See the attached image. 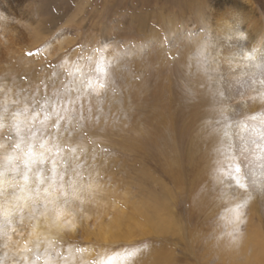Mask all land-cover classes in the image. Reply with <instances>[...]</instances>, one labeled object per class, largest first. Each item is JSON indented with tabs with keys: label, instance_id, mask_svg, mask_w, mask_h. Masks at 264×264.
Listing matches in <instances>:
<instances>
[{
	"label": "rangeland",
	"instance_id": "obj_1",
	"mask_svg": "<svg viewBox=\"0 0 264 264\" xmlns=\"http://www.w3.org/2000/svg\"><path fill=\"white\" fill-rule=\"evenodd\" d=\"M232 11L264 17V0H0V143L11 153L24 138L26 159L45 156L0 176L23 184L27 172L36 198L12 217L8 264H264V176L248 179L233 138L224 166L211 165L229 108L218 93L204 99V44ZM54 202L57 226L46 227ZM114 206L122 221L104 239ZM39 225L50 244L37 247Z\"/></svg>",
	"mask_w": 264,
	"mask_h": 264
},
{
	"label": "bare ground",
	"instance_id": "obj_2",
	"mask_svg": "<svg viewBox=\"0 0 264 264\" xmlns=\"http://www.w3.org/2000/svg\"><path fill=\"white\" fill-rule=\"evenodd\" d=\"M262 17L256 19L254 16L248 17L247 13L238 15L233 11L224 13L210 24L208 43L204 44L210 67L206 75H203L206 86L204 99L218 93L214 100L221 106L229 108L225 115L229 123L226 126L227 135L219 136L217 138L219 142L211 143L210 152L214 153L211 165L224 166L227 144L233 138L237 142L233 148L239 146L238 153L245 149L246 176L250 178L249 180L259 175L264 176V17ZM241 31L247 33V39L239 38L238 33ZM251 50L250 56L244 55L245 51ZM243 141H246V146L243 145ZM207 154H210L209 148ZM216 197L223 199L218 195ZM114 208L117 209V214L113 215L109 225H103L101 222L99 226L98 235L104 239L114 238L116 228L122 221L120 217L122 213L116 206ZM97 213L100 217L106 216L100 207L97 208ZM154 225L158 228L159 223L156 222ZM37 232H43L41 225L38 226ZM242 242L244 241H241L239 246L244 244ZM252 243L257 245L260 241L255 239ZM245 263L263 264V258L261 261L250 255L246 257Z\"/></svg>",
	"mask_w": 264,
	"mask_h": 264
},
{
	"label": "clouds",
	"instance_id": "obj_3",
	"mask_svg": "<svg viewBox=\"0 0 264 264\" xmlns=\"http://www.w3.org/2000/svg\"><path fill=\"white\" fill-rule=\"evenodd\" d=\"M238 36L240 39L244 40L247 39V33L246 32H239ZM107 47V45H106ZM252 54L251 51H245L244 55L250 56ZM101 87H104L102 85ZM25 146L26 149L25 150ZM8 145L5 143H0V150H2V153H0V169H3V171H0V176H4L7 171H16L18 168V165L14 164V161H21L25 167L29 164V159H26L25 157H32L33 156V145L32 143L25 141L24 138H21L19 142H17L14 145V150L10 153L8 151ZM44 144H40V148H43ZM19 150V152L15 151ZM50 151V149H49ZM23 184H20V182L16 181L15 179H5L0 180V237L4 239L3 245H0V247H3L7 249L4 253V258H0V264H8V260L11 259L12 256H15L17 253L13 250L14 246L18 243L16 241L12 240L11 232L15 231L14 228L11 227L12 225V217L18 213L22 212L24 209H29L30 211H35V205H36V198L31 196V190L27 186L28 181V175L25 172L23 174ZM19 184V191L20 194H16L13 192L11 195L7 193L8 188L15 189L17 185ZM37 196L39 195V189H36ZM27 194V197L26 195ZM25 200V203L21 204L20 201ZM62 207V204L54 202L51 207H45V210L41 212L42 216H45V225L46 227H56V220H55V214L59 208ZM50 221V222H49ZM32 237H35L36 239V245L39 247V244L41 242H47L50 244V241L44 239L42 240L41 237L44 236L43 232H37L35 230V226L32 232ZM151 248L150 243L145 242L138 246L137 249L134 251H144L148 252ZM27 250V246H25V249ZM13 264H18V262H13Z\"/></svg>",
	"mask_w": 264,
	"mask_h": 264
},
{
	"label": "snow or ice",
	"instance_id": "obj_4",
	"mask_svg": "<svg viewBox=\"0 0 264 264\" xmlns=\"http://www.w3.org/2000/svg\"><path fill=\"white\" fill-rule=\"evenodd\" d=\"M103 64H105V61H104L103 57L101 56V57H100L99 64H98V67H97V71H101V70H102V69L100 68L99 65H103ZM106 71H107V69L104 68V69H103V73H104L105 75H106ZM102 85H104V84L101 83V84H100V87H101ZM92 90L94 91L95 89H92ZM46 103H47V102H45V105H42V107L46 106ZM57 127H58V125H57ZM41 144H44V143H41ZM41 149H45V144H44V147L41 148ZM48 151H49V150H48ZM72 151L74 152L75 149H73ZM44 161H45L44 152H41V153L39 154L38 159L29 160V164L26 166V168H30L31 164H33V163H43ZM53 165H54V166H53V169H52V170H53V172L55 173V171H56V169H55V161H53ZM229 167L231 168L232 172L236 173L237 176H238V174H239L240 171H241L240 166H239L238 164H233V165H230ZM26 173H27V172H26ZM38 175H39V174H38ZM54 179H55V177H53V180H54ZM237 185H238L239 187H245L244 184H241V183H240L239 179H237Z\"/></svg>",
	"mask_w": 264,
	"mask_h": 264
}]
</instances>
